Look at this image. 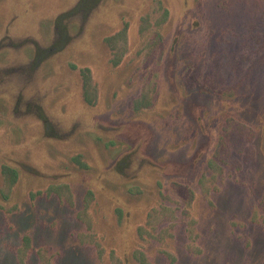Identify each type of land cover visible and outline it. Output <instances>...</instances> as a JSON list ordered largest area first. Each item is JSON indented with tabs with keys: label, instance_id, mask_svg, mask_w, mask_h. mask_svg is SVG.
<instances>
[{
	"label": "rangeland",
	"instance_id": "374dc122",
	"mask_svg": "<svg viewBox=\"0 0 264 264\" xmlns=\"http://www.w3.org/2000/svg\"><path fill=\"white\" fill-rule=\"evenodd\" d=\"M0 264H264V0H0Z\"/></svg>",
	"mask_w": 264,
	"mask_h": 264
}]
</instances>
